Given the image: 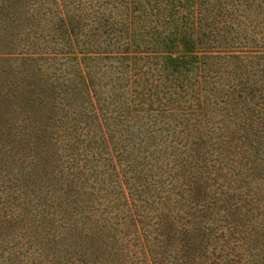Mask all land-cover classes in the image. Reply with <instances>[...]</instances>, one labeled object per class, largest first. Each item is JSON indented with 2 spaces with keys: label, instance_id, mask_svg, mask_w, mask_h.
<instances>
[{
  "label": "trees",
  "instance_id": "obj_1",
  "mask_svg": "<svg viewBox=\"0 0 264 264\" xmlns=\"http://www.w3.org/2000/svg\"><path fill=\"white\" fill-rule=\"evenodd\" d=\"M0 264H264V0H0Z\"/></svg>",
  "mask_w": 264,
  "mask_h": 264
}]
</instances>
